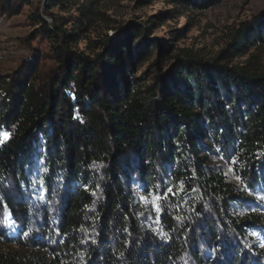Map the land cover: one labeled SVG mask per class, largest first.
Returning <instances> with one entry per match:
<instances>
[{
    "label": "trees",
    "instance_id": "trees-1",
    "mask_svg": "<svg viewBox=\"0 0 264 264\" xmlns=\"http://www.w3.org/2000/svg\"><path fill=\"white\" fill-rule=\"evenodd\" d=\"M79 1L44 0L43 10ZM31 2L0 0V15ZM77 10L83 30L93 19ZM39 12L43 34L55 41L59 30L63 47L0 79V131L10 136L0 143V208L18 226L0 228V239L36 253H0V264H264V70L186 54L167 73L155 62L136 75L159 49L149 27L96 39L102 50L91 55L72 46L76 31ZM263 28L264 13L243 22L232 53L264 42ZM164 185L174 195L160 216Z\"/></svg>",
    "mask_w": 264,
    "mask_h": 264
},
{
    "label": "rangeland",
    "instance_id": "rangeland-1",
    "mask_svg": "<svg viewBox=\"0 0 264 264\" xmlns=\"http://www.w3.org/2000/svg\"><path fill=\"white\" fill-rule=\"evenodd\" d=\"M39 3L40 6L37 0H32L16 15H0V79L18 71L33 60L38 52H49L51 45L63 47L64 39L59 30L56 31L58 39L55 41L43 34L44 29L33 17L38 8L39 14L51 28L55 26L56 20L57 26L61 24L67 31H76L80 39L72 42V46L91 55L102 50L95 43L96 39L115 37L122 27H149L145 39L158 42L159 49H151L149 56L139 63L136 75L148 73L155 62L167 73L176 63V57L185 59L186 54L209 63L217 59V62L230 67L264 70V42L252 45L247 53L241 55L232 53L231 45L235 30L243 22L264 13V0H222L205 9L192 8L180 0H100L95 4L80 0L68 10L52 7L49 13L43 10L44 0H39ZM81 5L89 8L93 21L84 25L83 30H77L83 18L77 10V6ZM46 65L51 71L55 65L54 59H46ZM151 73L157 71L152 69ZM3 133V130L0 131V140L4 139ZM221 163L217 161V164ZM223 168L231 182L243 186L230 166L224 165ZM239 212L244 213L245 209ZM17 227L11 216L0 208V228H7L12 235L13 232L18 233ZM0 253H19L32 257L36 251L16 241L0 239Z\"/></svg>",
    "mask_w": 264,
    "mask_h": 264
},
{
    "label": "snow or ice",
    "instance_id": "snow-or-ice-1",
    "mask_svg": "<svg viewBox=\"0 0 264 264\" xmlns=\"http://www.w3.org/2000/svg\"><path fill=\"white\" fill-rule=\"evenodd\" d=\"M3 138H4V140L9 139L10 138L9 133H7V132L3 133ZM4 140H0V143H3ZM231 162H232V160H231V158H229V163H231ZM237 179H240V177H237ZM261 191L264 192V190H261ZM173 195H174V193H173L172 187H170L168 185H164L163 192L158 194L155 197V200L157 201V203L155 204V206L152 209L153 213L162 216L163 215V204H164V202L167 199H169L170 197H172ZM142 199H144V198L142 197Z\"/></svg>",
    "mask_w": 264,
    "mask_h": 264
}]
</instances>
